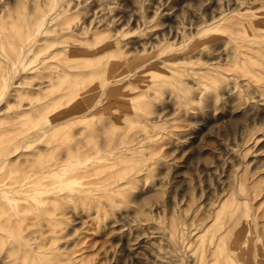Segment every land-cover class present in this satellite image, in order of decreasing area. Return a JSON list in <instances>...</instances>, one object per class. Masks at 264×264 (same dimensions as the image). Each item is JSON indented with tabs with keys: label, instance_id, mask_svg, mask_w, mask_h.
<instances>
[{
	"label": "rangeland",
	"instance_id": "rangeland-1",
	"mask_svg": "<svg viewBox=\"0 0 264 264\" xmlns=\"http://www.w3.org/2000/svg\"><path fill=\"white\" fill-rule=\"evenodd\" d=\"M0 37V264H264V0H0Z\"/></svg>",
	"mask_w": 264,
	"mask_h": 264
},
{
	"label": "bare ground",
	"instance_id": "bare-ground-1",
	"mask_svg": "<svg viewBox=\"0 0 264 264\" xmlns=\"http://www.w3.org/2000/svg\"><path fill=\"white\" fill-rule=\"evenodd\" d=\"M224 16V15H223ZM13 36L18 40V41H23V39L26 37V34L25 33H23V32H21L20 30H15L14 31V34H13ZM1 38V37H0ZM15 40V39H14ZM184 50V49H183ZM182 50V51H183ZM106 51V50H105ZM18 54V52H17V50L16 49H14V51H12V55H17ZM14 59V58H13ZM23 58H21V60H22ZM18 60V59H17ZM20 60V59H19ZM43 63V62H42ZM87 65V64H86ZM144 68V67H143ZM56 69V68H55ZM54 69V70H55ZM59 69V68H58ZM62 70V69H61ZM60 70V71H61ZM141 70V69H140ZM139 70V67H137L136 66V68L134 67V70H133V72L136 74L138 71H140ZM127 75V74H126ZM124 77H125V74H124ZM122 78V77H121ZM127 83V82H126ZM111 86V85H110ZM109 87V86H108ZM107 89V88H106ZM96 109V108H95ZM95 109H93V110H95ZM64 123V122H63ZM58 125H59V123H58ZM47 130V129H46ZM48 132V131H47ZM39 138V137H38ZM36 140V139H35ZM24 146V145H23ZM232 218V217H231ZM237 220V219H236Z\"/></svg>",
	"mask_w": 264,
	"mask_h": 264
}]
</instances>
